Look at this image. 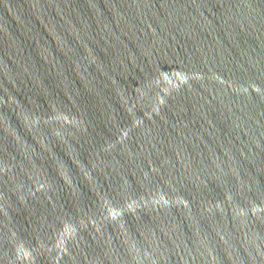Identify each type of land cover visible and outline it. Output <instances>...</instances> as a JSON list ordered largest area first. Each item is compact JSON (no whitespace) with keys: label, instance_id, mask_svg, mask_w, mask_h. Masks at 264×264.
Segmentation results:
<instances>
[{"label":"water","instance_id":"obj_1","mask_svg":"<svg viewBox=\"0 0 264 264\" xmlns=\"http://www.w3.org/2000/svg\"><path fill=\"white\" fill-rule=\"evenodd\" d=\"M0 264H264V0H0Z\"/></svg>","mask_w":264,"mask_h":264}]
</instances>
